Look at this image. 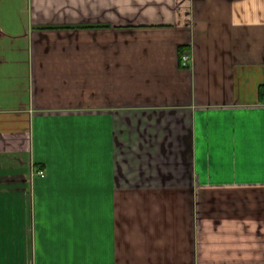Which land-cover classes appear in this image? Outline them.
Instances as JSON below:
<instances>
[{"label":"crops","instance_id":"1","mask_svg":"<svg viewBox=\"0 0 264 264\" xmlns=\"http://www.w3.org/2000/svg\"><path fill=\"white\" fill-rule=\"evenodd\" d=\"M0 264H264V0H0Z\"/></svg>","mask_w":264,"mask_h":264},{"label":"built area","instance_id":"2","mask_svg":"<svg viewBox=\"0 0 264 264\" xmlns=\"http://www.w3.org/2000/svg\"><path fill=\"white\" fill-rule=\"evenodd\" d=\"M190 62H191V55L189 54V53H184L183 54V57H182V59H181V65L183 66V67H185V68H187V67H189V65H190ZM39 175H41V176H44L45 175V172H44V170H41V171H39V172H37Z\"/></svg>","mask_w":264,"mask_h":264}]
</instances>
